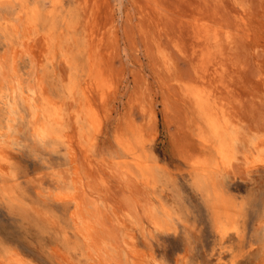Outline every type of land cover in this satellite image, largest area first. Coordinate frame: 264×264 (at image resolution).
Segmentation results:
<instances>
[{
  "label": "rangeland",
  "instance_id": "1",
  "mask_svg": "<svg viewBox=\"0 0 264 264\" xmlns=\"http://www.w3.org/2000/svg\"><path fill=\"white\" fill-rule=\"evenodd\" d=\"M30 2L43 11L34 27L21 21L27 51L15 57L0 27V63L12 70L16 59L22 82L55 101L63 119L54 137H41L22 109L0 147L12 173L0 177V264H83L63 238L69 211L51 196L63 185L67 148L79 181L152 264H264V0H60L55 10L48 0ZM18 5L0 4V16ZM64 18L70 26L57 42ZM47 38L57 42L55 56ZM200 89L235 125L229 165L213 150L195 102ZM130 137L156 166L151 185L114 165L120 138ZM205 167L231 201L228 217L194 185Z\"/></svg>",
  "mask_w": 264,
  "mask_h": 264
},
{
  "label": "bare ground",
  "instance_id": "2",
  "mask_svg": "<svg viewBox=\"0 0 264 264\" xmlns=\"http://www.w3.org/2000/svg\"><path fill=\"white\" fill-rule=\"evenodd\" d=\"M48 1L51 2L52 10H55L58 7H60L59 6L60 0H48ZM16 2L19 3L18 5L19 8L12 10V13L10 15L0 16V27L4 32L11 34L12 36L11 41L13 43L15 57L16 56L18 57L20 56L22 51H27L26 43L28 41V40L26 41L22 37V34H20V26L22 24L21 21L23 18H26L23 22L24 23L28 22V24H23V25L34 27L35 21L37 19H40L38 15H41V12L43 11L42 10L43 5H40L37 2L31 3L30 0H0V4L2 3L3 4L5 3L15 4ZM61 7H64V6L61 5ZM38 11L40 12V14H38ZM52 12H54V14L57 15L56 13L57 11H51L50 14ZM61 16H63V14ZM65 19L66 18H64L63 20L64 22H63L62 27L64 28V26H66L67 28L57 31V34H55L57 38L56 39L57 42H59L58 38L63 41V39L66 37V31L70 26L68 24V21ZM50 29H51L50 32L52 34L56 33L54 32L55 30L53 28H50ZM72 30L73 29H71V31ZM45 37H48L47 34ZM209 37L211 36L209 35ZM50 38H47L46 41L49 44V49L53 51L52 55L55 56L54 46L57 45V42L51 45L50 44L51 41L48 40ZM222 38H224L223 35H222ZM73 39H74V36H73ZM209 41H212V40H209ZM53 42L54 41H52V43ZM214 42H216V40L214 41V38H213V43ZM59 44L60 43H58V45ZM44 45H47V44H44ZM57 48L58 47L56 46V49ZM50 59H51V56H48V60ZM66 60L70 61L68 56L66 57ZM14 61H15V64L13 63L14 65L12 67V70L4 67L0 63V147H2V149H3V146L7 143V138L10 135V131L13 129V124L15 120L19 117L20 118L24 117L22 114L23 113L22 109H24L28 114L31 115V117L25 121L26 127L28 126V128L32 129L34 132L38 134V136H41V137H48V136L54 137L55 133L57 132L55 126L57 124H61L62 119H63L62 108L55 101H48L45 98L43 99L40 98L39 100L36 94L37 89L33 86L25 85L22 82L21 76L18 73L17 68H16L17 67L16 59ZM37 80H39V76ZM43 87H44V84H43ZM195 91H197V89H195ZM200 92H201V89H200ZM85 94H88V93L85 92ZM103 94L105 95V93H102L101 96H103ZM194 96H195V102L197 104V107L200 109L201 114L204 117V119H206V127L209 129V133L211 137L210 141L213 143V150L217 158L220 161H224V163H227L229 165L228 160H230V154H232L231 149H233L234 147L233 143L235 141V136L233 135L234 130H235L234 129L235 125L233 122H231L230 118L228 117V110H224L223 108L224 106L216 105V103L214 102L216 100L212 98L210 95H207V94L205 95V93L204 94L202 92L199 93L198 91V92H195ZM86 98L88 97L86 96ZM86 101H84V103ZM18 103L21 104L23 108H20V107L18 108L17 107ZM86 103H87V106L88 105L91 106L90 103L88 102ZM217 106H219V108ZM91 109L93 110V108H90V110ZM19 114L21 116L17 117V115ZM92 114L93 113H91V115ZM95 114L96 113H94L93 116ZM88 118L90 120L92 117L90 118L89 116ZM95 119L97 118H92L93 121H95ZM23 120L24 119H22V121ZM92 120L91 122H93ZM93 123L95 124L96 121ZM207 137L208 136H206V138ZM122 139L123 138H120L119 143H120V147L123 153L121 154L122 157L120 158L118 157V159L115 160V163H114L115 167H117L118 170L120 171L122 170V172H124L125 175L132 177V180L135 181L136 183H145L146 185L153 184V181L155 180L157 176V170H156V166L152 163L151 157L149 156V153L146 150L145 145L143 144L142 140L136 137L125 138L123 140ZM256 146L259 147L258 144ZM258 147H257V150H258ZM67 149L65 153L66 158H67V161L65 164H67V167L65 171H63L62 173H59L62 175L61 181H63L62 182L63 185L61 188H58L55 191H53L51 193V196L58 204L62 205L65 209L69 211L68 214H69L70 222L72 225V231H64V232L62 231L63 233H65L63 238L66 241H68V244L72 245V248L74 249V252L77 255V258L79 259V261H81V263L83 264H152L150 259L146 258L148 255L145 257L137 249L129 247L128 245L129 241L127 240V235L125 231L122 230L120 223L116 219H114V217L111 216L108 213V211L100 204L99 199L97 198L98 196L97 197L91 196V194L89 193L90 189L88 190V187L84 186L80 182L83 179L82 180L80 179L79 168H78L79 166H77V163H75L76 154H74V152L72 153L70 149L68 150ZM86 151H87L86 156L90 158L91 154L88 153V149ZM4 152L6 151L4 150ZM1 155L2 154H0V156ZM5 163H3V165L0 163V177L2 181L6 180L9 177H12V173H9V168H8L10 166L8 165L7 167L6 166L7 163L6 164ZM218 167L220 166L218 165ZM196 172H197L196 173L197 175L194 181L195 187L201 191H204L206 195L210 196V197H207V199L211 200V203L214 209L216 210L217 214L228 217L231 214L233 207L231 205V201L228 199L225 192L221 189L222 187H221V184L219 183L220 179L216 178L218 177L217 172L214 173V171L211 169H208V167L199 169ZM10 197H12L11 194H10ZM10 205H13V204H10ZM14 258L15 257L10 258L11 259L10 264H24L22 260L18 258L13 260Z\"/></svg>",
  "mask_w": 264,
  "mask_h": 264
}]
</instances>
